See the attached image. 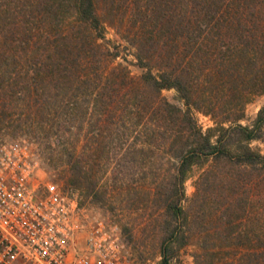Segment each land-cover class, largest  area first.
<instances>
[{
  "label": "rangeland",
  "instance_id": "rangeland-1",
  "mask_svg": "<svg viewBox=\"0 0 264 264\" xmlns=\"http://www.w3.org/2000/svg\"><path fill=\"white\" fill-rule=\"evenodd\" d=\"M96 2L103 36L88 31L67 48L76 55L86 47L81 54L94 60L93 69L81 68V82L74 76L58 86L43 78L45 71L39 77L30 71L36 75L26 82V68L10 70L0 104V145L28 142L38 156L40 181L78 200L87 222L99 218L117 228L128 248L127 264H160L166 239L172 264H264L261 166L203 159L185 181L182 219L173 221L167 212L186 139L166 119L164 101L185 106L176 90L156 92L143 79L148 70L158 75L176 64L173 31L162 33L166 47H159V0ZM227 2L232 13L220 18V31L214 26L193 74L191 106L214 140L219 126H252L264 107V94L254 92L264 82L258 51L264 0ZM66 28L73 30V22ZM114 71L118 79L111 86L94 74L104 80ZM28 88L33 95L25 101ZM250 147L264 155V133Z\"/></svg>",
  "mask_w": 264,
  "mask_h": 264
},
{
  "label": "trees",
  "instance_id": "trees-1",
  "mask_svg": "<svg viewBox=\"0 0 264 264\" xmlns=\"http://www.w3.org/2000/svg\"><path fill=\"white\" fill-rule=\"evenodd\" d=\"M227 1L187 0V6H192V9L189 10L186 9L187 6L184 7L181 4V0H159V47H166L165 37L162 33L166 35L165 31H169L168 33L173 31L176 34L174 39L176 49L174 61L176 64L172 72L163 70L156 75L152 70H148L143 79L146 87L156 92L176 90L185 106V108H181L164 101L166 119L175 123L176 127L178 126V138L186 139L178 158V167L174 174V188H172V196L167 206V212L173 221H179L184 215L180 203L185 197L184 184L188 173L203 159L224 157L240 164L264 168V155L253 151L250 147L251 142L259 140L263 136L264 107L258 113L252 126L241 124L229 127L219 126L215 129L217 135L214 140L210 133H205L198 125L191 106L194 66L197 65V62L199 63L198 55L210 40L214 26L220 31L221 26L217 25L220 18H223L225 13H232ZM236 1L239 3L238 5L242 3L241 0ZM238 12L243 14L241 9ZM72 22L73 30H69L66 27ZM32 25L35 26L32 27ZM224 27L222 26L221 30ZM231 28V26L226 27V32H228L227 29L230 32ZM103 30L96 0H0V73L2 75L0 80L3 79L0 84V104L5 99L4 80L8 79L6 75L12 76L10 72L12 69L16 71L18 68H26V82L32 74L30 71L36 72L38 77L40 74L42 76L45 71L46 74L43 78L50 83L56 82L57 86L62 81L63 83L72 81L70 77L74 76L75 81L81 82L82 77L79 75L81 68L93 69L94 60L81 54V51L82 53L87 51L84 46H81L82 50H79V47L76 48L79 50L76 55L75 52H69L67 49L69 43L71 45L76 38L78 39V35H83L85 32L87 34L88 31L91 32V35L93 32L99 33L101 37ZM15 37H20L18 46H12ZM258 47L264 61V38ZM253 51L255 52V50ZM243 52L249 53V50L243 49ZM141 62L143 61L141 60ZM143 65L145 68L149 67L148 64ZM117 72L114 71L111 74L113 79L107 75L104 80L98 72H94V74L111 86L112 82L117 83L115 81V78L118 79ZM87 77L92 76L87 74ZM121 84L122 82L119 83V89H121ZM27 90L29 93L25 101L31 99L33 95L31 89ZM254 92L264 94V82L262 87ZM152 111L154 114H158L156 108ZM236 145L240 149H236ZM171 249L172 246L166 239L162 246L160 264H172Z\"/></svg>",
  "mask_w": 264,
  "mask_h": 264
},
{
  "label": "built area",
  "instance_id": "built-area-1",
  "mask_svg": "<svg viewBox=\"0 0 264 264\" xmlns=\"http://www.w3.org/2000/svg\"><path fill=\"white\" fill-rule=\"evenodd\" d=\"M38 171L28 142L0 145V264H127L117 228L84 220L78 200Z\"/></svg>",
  "mask_w": 264,
  "mask_h": 264
}]
</instances>
